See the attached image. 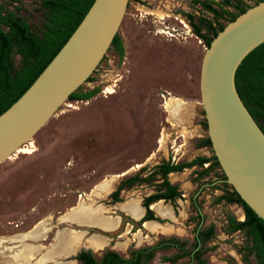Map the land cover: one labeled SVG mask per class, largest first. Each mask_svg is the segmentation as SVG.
Listing matches in <instances>:
<instances>
[{"label":"rangeland","instance_id":"1","mask_svg":"<svg viewBox=\"0 0 264 264\" xmlns=\"http://www.w3.org/2000/svg\"><path fill=\"white\" fill-rule=\"evenodd\" d=\"M241 3L251 7L256 0ZM8 8L32 31L39 28L41 0H18L9 3ZM198 10L194 0H128L117 30L122 58L119 60L109 48L90 79L77 91L95 89V96L87 101L64 102L25 142L27 148L20 146L22 152L0 163V264H76L73 257L79 250H89L98 258L100 252L110 248L125 256L133 247L152 245L162 236L192 243L194 202L204 218L201 227L214 226L213 237L203 247L208 249L203 255L206 263L256 264L244 249L249 244L246 237L223 230L227 214L241 221L243 213L236 204L214 203L222 194V184L199 189L223 179L217 168L181 191V199L175 203V219L164 223L167 231L162 235L139 230L133 233L130 229L128 234L116 231L103 236L87 226L60 220L77 206L96 210L106 207L105 215L113 217L115 211L108 208L107 196L99 198L106 193L108 180L125 172V177L129 176L140 166H150L163 158L186 160L195 153V136L206 137L198 90L206 46L192 33L185 17L193 15L194 24H198V16L211 19L210 14ZM218 22L222 26L228 23L226 18ZM200 30L206 34L203 28ZM13 60L15 64L19 61L17 56ZM187 101L198 102V120L181 109L176 113L178 125L171 124L166 110ZM193 124L198 128L192 130ZM28 150L32 153L27 154ZM188 177L185 173L184 178ZM139 191L134 195L152 190L144 187ZM99 223L104 229H114L117 222L102 217ZM62 229L82 232L83 240L97 236L106 243L99 250L83 245L72 254L43 259L54 235ZM120 242H127L125 248L117 249L116 243ZM170 253H159L147 264H168L161 263L159 257ZM18 254H24L25 259ZM188 263L189 259L183 258L175 264Z\"/></svg>","mask_w":264,"mask_h":264},{"label":"water","instance_id":"2","mask_svg":"<svg viewBox=\"0 0 264 264\" xmlns=\"http://www.w3.org/2000/svg\"><path fill=\"white\" fill-rule=\"evenodd\" d=\"M128 0H93L46 67L0 114V163L25 144L84 84L117 34ZM264 42V0L226 23L205 48L199 103L210 149L227 184L264 221V134L234 85L241 60Z\"/></svg>","mask_w":264,"mask_h":264},{"label":"trees","instance_id":"3","mask_svg":"<svg viewBox=\"0 0 264 264\" xmlns=\"http://www.w3.org/2000/svg\"><path fill=\"white\" fill-rule=\"evenodd\" d=\"M17 1L0 0V114L22 95L56 55L93 2V0H41L42 21L39 28L32 31L23 19L8 8L9 3ZM260 1L263 0H256V3ZM194 3L199 6V13L211 15V19L196 17L198 24L192 22L193 15H185L192 33L202 40L206 47L223 28L218 22L219 19L226 18V21L230 22L249 8L242 4L241 0H217V2L194 0ZM227 8L237 13L233 14ZM200 27L206 31V34L201 33ZM109 48L116 53L119 60L122 58L123 47L117 34ZM14 56L19 59L17 64L14 63ZM89 79L90 76L87 81ZM234 85L242 104L264 134V42L253 48L241 60L234 73ZM78 89L69 95L67 101H87L96 94L95 89L77 92ZM201 125L205 128L204 121ZM195 147L210 148L208 139L205 137L196 143ZM205 163L208 165L201 171L195 172L196 178L191 179V181H199L215 168L219 169L213 155L209 158L197 157L190 162L161 161L144 176L145 168H140L133 176L125 178L116 185L109 195L110 202H119V193L123 189L139 184L153 185L155 194L142 200L145 213L139 224L150 220L162 223L164 221L156 218L149 210V205L155 201L164 200L169 202L175 211V201L181 199L182 195L176 186L169 184L167 175L193 166L202 167ZM222 178L224 179L223 175ZM221 184L222 194L215 199L214 203L236 204L243 213L241 221L227 214L224 232L226 234L242 233L249 242L244 249L253 256L256 264H264V221L258 218L227 184ZM192 208L195 217L191 220L195 222L196 230L200 222L203 224L204 218L197 210L198 205L195 206L193 203ZM213 235L214 226L209 224L204 228L200 227L196 233L194 231L192 243L174 236L160 237L152 245L128 250L125 256L106 249L99 253L98 258H95L91 251L79 250L73 259L76 264H147L157 254L172 251L167 256H160V262L175 264L183 258H188V264H207L203 255L208 249L203 247ZM188 247H191L190 250Z\"/></svg>","mask_w":264,"mask_h":264},{"label":"crops","instance_id":"4","mask_svg":"<svg viewBox=\"0 0 264 264\" xmlns=\"http://www.w3.org/2000/svg\"><path fill=\"white\" fill-rule=\"evenodd\" d=\"M181 109L182 110L186 109L188 112V115L190 114L191 119L196 117L198 120V117H199L198 112H197L198 102L187 101V102H182V104L179 103V107L175 111L170 110V106H169L168 110H166L168 112V120L170 121L171 124L174 123L173 125H178L179 119L176 117V113L179 112ZM196 128H198V125L193 124L192 130H194ZM195 138H196L195 142L198 143V142L202 141V139H204V136L196 135ZM194 148H195V150H194L195 153L191 157H189L186 160H181L179 162L180 163L181 162H190L197 157L209 158L212 155L211 152H209V153L207 152L208 148H206V147H199V148L194 147ZM162 160L167 161L168 158H163ZM160 161L153 163L150 166H146V165L140 166L139 168H137L138 170H136L133 174L126 176V177H125V175L128 172L122 173L116 179L120 178L119 181H122L127 177L133 176L135 173H137L139 171L140 168H145V172L143 173V176H144V174L146 175L151 171L153 166L159 164ZM172 163H178V162H172ZM206 166H207V163L203 164L202 167L193 166L191 168L183 169L180 172L169 173L167 175V181L169 182V184L176 186L177 190L181 192L188 185L196 184L197 182H200L203 180V179H200L199 181H191V179L196 178L195 172L201 171ZM185 173H186V175L189 174L188 179L184 178ZM115 187H113V184H112L109 191L105 194H102L101 197H99V198H102L103 196H105V197L107 196V198H108L107 203L109 205L108 208H111L115 211V213H114L115 215L113 217H110L112 219H115L117 222L114 230L109 232V230H107V229H102L101 227L92 226V225H87L88 229H93L94 231L98 232L99 234H101L103 236H107L109 233H111V234L115 233L116 231L117 232L119 231L122 233L125 229L127 231V234L130 233V229H131V231L133 233L139 230L142 232H148V233H152V234L155 233V234H161L162 235L163 232L160 229L161 228L167 229L164 226V223H158L156 221H145V222H142L141 224H139V222H138L142 218V216L144 215V212H145L144 208L141 205L142 199L144 197L149 196V195L155 194L154 186L153 185L147 186L145 184H139V185L132 186L129 189H123L120 191V194H119L120 201L115 202V203H111L110 199H109V195L115 189ZM144 187L148 188V189L150 188L152 191H149L146 194H143L142 195L143 197L140 195H137V196L134 195L136 193L140 194L141 191H139V189L144 188ZM95 197H97V196H95ZM177 200H179V199H177ZM175 203H176V201H175ZM99 207L102 209L101 211H102L103 215H105L106 207H104V209L101 206H99ZM149 210L152 211V213L155 217H157L161 220H165V221L173 220V219H175V216H176V214L173 211L169 202H166L164 200H158V201L151 203L149 205ZM105 216L109 217L108 215H105ZM147 227H149V229ZM151 228H154V230H151ZM120 243H122V242H120ZM126 245H127V242L125 243L124 246H120L117 249H123V248H125ZM111 250H113V249H111ZM114 251H116L117 253L119 252L117 250H114Z\"/></svg>","mask_w":264,"mask_h":264},{"label":"flooded vegetation","instance_id":"5","mask_svg":"<svg viewBox=\"0 0 264 264\" xmlns=\"http://www.w3.org/2000/svg\"><path fill=\"white\" fill-rule=\"evenodd\" d=\"M178 107H179V105L178 106L175 105L170 110H172V111L174 110L175 111V110H177ZM168 160H170V159H168ZM161 161H163V160H161ZM117 177H119V175L116 176V177H114V178H112L111 180H108V182L105 184L104 188H105V190L107 189L106 193L109 191V189L111 188V185L113 184V182L116 180ZM223 180H216L215 182H211L210 185H202L199 189H202V187L212 186L215 183H220V184L221 183H224V182H222ZM144 198H146V197H144ZM194 205L196 206L195 202H194ZM195 208H197V207H195ZM197 210L200 213L199 208ZM98 212H100V213H98ZM101 212H102L101 210H96L94 208L90 209V207H84V206L79 207V206H77L72 211L66 213L60 220L61 221H64V222H69V223H73V224H76V225H80V226L92 225V226H98V227H101L102 228L101 224L99 223V221H101V218L102 217H104V218H110V217H106L105 215L102 216L101 215ZM200 215H201V213H200ZM159 220H161V219H159ZM150 221H153V220H150ZM161 221H164L162 223H166L167 222L165 220H161ZM201 226H202V222L199 223L198 228L195 230V233L198 231V229ZM147 228L149 229V227H147ZM102 229H104V228H102ZM107 230H109V232H110V231H113L114 229H107ZM151 230H154V228H151ZM160 230L162 232L167 231L165 228H161ZM36 233H38V232H35V234ZM124 234H127L126 229L123 231V234L122 235H124ZM70 236L72 237V239H70L71 238ZM82 237H83V233L82 232H76V231L75 232H72V231H69L67 229H62V230L58 231L54 235V242H53V244L43 254V259H46L47 260V259H51V258H54V257H59V256H65V255L72 254L73 252H75V250L78 247L83 246V245L86 246V247H88V248H90L91 250H96V249L99 250V249H101L105 245V242H106L103 238H100V237H97V236H91V237H88V238H86L84 240L82 239ZM174 237H176V236H174ZM125 243L126 242L116 243V246L117 247L124 246ZM18 257L21 260H24L25 259V255L24 254H18ZM73 261H75V260L73 259Z\"/></svg>","mask_w":264,"mask_h":264},{"label":"bare ground","instance_id":"6","mask_svg":"<svg viewBox=\"0 0 264 264\" xmlns=\"http://www.w3.org/2000/svg\"><path fill=\"white\" fill-rule=\"evenodd\" d=\"M26 148H27V147H26ZM22 150H23V148H21V149L19 148V149H17V150L15 151V153H20V152H22ZM15 153H14V154H15ZM26 153H27V154H30V153H32V151H29V150H28V151H26ZM24 154H25V153H24ZM65 234H66V233H65ZM70 237H71V236H70ZM70 239H72V237H71Z\"/></svg>","mask_w":264,"mask_h":264},{"label":"built area","instance_id":"7","mask_svg":"<svg viewBox=\"0 0 264 264\" xmlns=\"http://www.w3.org/2000/svg\"><path fill=\"white\" fill-rule=\"evenodd\" d=\"M74 103H75V102H74ZM23 146L26 147L27 145L24 144ZM12 156H14V154H13Z\"/></svg>","mask_w":264,"mask_h":264}]
</instances>
